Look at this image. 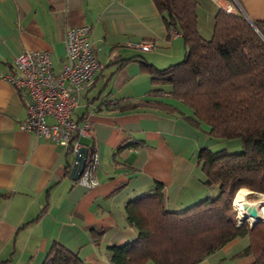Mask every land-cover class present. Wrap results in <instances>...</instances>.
Segmentation results:
<instances>
[{
    "label": "crops",
    "instance_id": "crops-1",
    "mask_svg": "<svg viewBox=\"0 0 264 264\" xmlns=\"http://www.w3.org/2000/svg\"><path fill=\"white\" fill-rule=\"evenodd\" d=\"M221 7L251 20L264 19V0H197L201 35ZM82 24L89 26L90 43L103 63L81 90L73 112L79 122H90L91 135L81 139L98 153L93 188L71 178L74 153L19 126L26 108L1 77L24 50L48 49L58 67L65 30ZM137 38L150 39L153 48L142 51L126 44ZM183 54L180 32L167 29L152 0H0V264H41L54 242L88 264H107L108 246L136 235L125 213L129 199L150 192L155 182L163 185L168 210L215 193L203 183L196 160L201 148L226 147H220L222 138L208 135L205 122L193 125L183 117L181 112L194 116L190 107L161 95L156 98L179 111L111 108L150 95L153 84L140 59L162 68ZM123 144L128 146L118 150ZM233 144L241 145V140ZM91 230L98 232L97 241ZM247 242L246 235L235 237L195 264H250L251 253L237 254Z\"/></svg>",
    "mask_w": 264,
    "mask_h": 264
},
{
    "label": "trees",
    "instance_id": "trees-1",
    "mask_svg": "<svg viewBox=\"0 0 264 264\" xmlns=\"http://www.w3.org/2000/svg\"><path fill=\"white\" fill-rule=\"evenodd\" d=\"M152 1L167 29L180 32L184 55L162 68L140 59L153 84L150 95L112 103L111 108L179 111L156 98L168 95L193 110L194 116L181 112L191 124L205 122L208 135L214 138H239L241 149L199 150L196 162L204 174L203 183L215 193L186 208L168 210L160 182L150 192L129 199L125 213L136 235L109 245L107 264H195L243 235L248 242L237 254L251 253L250 264H264V221L250 227L246 222L237 225L229 217L240 188L264 192V19L253 20V26L243 14L221 7L213 16L211 36L205 38L197 28V0ZM166 83L168 90L159 86ZM91 235L97 241L98 232L91 230ZM41 264L88 263L54 242Z\"/></svg>",
    "mask_w": 264,
    "mask_h": 264
},
{
    "label": "built area",
    "instance_id": "built-area-1",
    "mask_svg": "<svg viewBox=\"0 0 264 264\" xmlns=\"http://www.w3.org/2000/svg\"><path fill=\"white\" fill-rule=\"evenodd\" d=\"M227 11L236 12L231 8ZM89 30L87 24L65 30V52L58 67L48 49L24 50L14 57L13 68L1 77L13 85L26 108V116L19 125L22 129L34 131L74 154L82 145L86 146L85 165L76 181L93 188L98 184V153L92 144L81 139L91 135L90 122L87 118L79 122L73 117L81 90L93 82L103 66L90 43ZM126 44L142 51L154 45L145 38Z\"/></svg>",
    "mask_w": 264,
    "mask_h": 264
},
{
    "label": "bare ground",
    "instance_id": "bare-ground-1",
    "mask_svg": "<svg viewBox=\"0 0 264 264\" xmlns=\"http://www.w3.org/2000/svg\"><path fill=\"white\" fill-rule=\"evenodd\" d=\"M250 195L251 192L249 190L242 188L234 196L233 203L234 209L237 211V218L239 220L247 219L254 222L256 218L248 214V208L255 207L256 211L258 210L259 218L264 219V212H259L262 205L261 198L256 196L251 197Z\"/></svg>",
    "mask_w": 264,
    "mask_h": 264
},
{
    "label": "rangeland",
    "instance_id": "rangeland-1",
    "mask_svg": "<svg viewBox=\"0 0 264 264\" xmlns=\"http://www.w3.org/2000/svg\"><path fill=\"white\" fill-rule=\"evenodd\" d=\"M200 16H204V15H200ZM211 21V19H208V26H206L205 27V29H208L207 31V34L206 33H204V34H202V36L204 35V37L205 38H208V37H210L211 36V33H212V22H210ZM203 23V18H201V24ZM212 23V24H211ZM184 55V54H183ZM183 57V56H182ZM182 57L180 58V59H182ZM179 59V60H180ZM163 85H165L164 87H169L170 88V84H163ZM235 140H236V142L238 141V140H240L239 138H222V141H223V144L220 146V147H226V149L228 150V151H239L240 149H241V145H238V144H233V142H235ZM230 144V145H229ZM240 189H242V188H240ZM245 189H247V188H245ZM247 190H249V189H247ZM252 190V189H251ZM251 190H249L250 192H251V197H253V196H256V197H258V198H261V203H262V205H261V207H260V210H259V212L261 211V212H264V192H261V191H257V190H253V191H251ZM236 196V195H235ZM235 198V197H234ZM236 211V210H235ZM235 211H234V203H232V210H231V212H230V214H229V217L230 218H234L235 220H236V224L237 225H240L241 223H243V222H246L250 227H251V222L252 221H250V220H247V219H243V220H239L238 218H237V211H236V215H235ZM258 211V210H257ZM264 220V219H263ZM259 222V221H258Z\"/></svg>",
    "mask_w": 264,
    "mask_h": 264
},
{
    "label": "water",
    "instance_id": "water-1",
    "mask_svg": "<svg viewBox=\"0 0 264 264\" xmlns=\"http://www.w3.org/2000/svg\"><path fill=\"white\" fill-rule=\"evenodd\" d=\"M250 23L255 26L253 20L247 18ZM86 154H87V148L85 145H82L80 147V149L78 150V152H76L74 154V162L72 164L71 170H70V176L73 179H77L78 176L80 175V173L82 172L84 165H85V161H86ZM233 203V200H232ZM248 214L250 216H253L256 218V220L254 222H251V227L258 221H264L263 219L259 218V215L255 209V207H249L248 208Z\"/></svg>",
    "mask_w": 264,
    "mask_h": 264
}]
</instances>
